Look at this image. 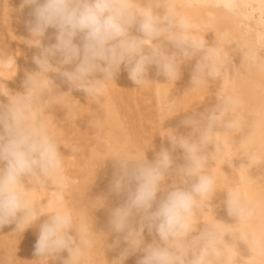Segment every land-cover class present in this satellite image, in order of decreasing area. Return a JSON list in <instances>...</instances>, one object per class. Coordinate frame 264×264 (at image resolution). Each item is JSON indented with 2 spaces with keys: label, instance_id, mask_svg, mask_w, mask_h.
<instances>
[{
  "label": "clouds",
  "instance_id": "obj_1",
  "mask_svg": "<svg viewBox=\"0 0 264 264\" xmlns=\"http://www.w3.org/2000/svg\"><path fill=\"white\" fill-rule=\"evenodd\" d=\"M25 6L32 9L26 27L29 40L35 39L39 50L33 56L38 70L26 76L22 93L0 104V228L15 224V231H25L43 216L21 190L24 178L41 183L62 170L60 147L32 116L37 94L45 89L43 77L55 84L49 75L55 74L70 92L94 96L107 79H115L122 66L136 86L146 82L153 65L167 79L176 78L177 52L167 51L161 41L185 59L202 48L195 39L178 34L188 28L186 19L160 16L147 7L133 11L131 0H22L21 8ZM49 28L55 29V42L44 44ZM145 40L152 41L153 47L146 48ZM218 56V51L206 52L197 60L192 83L220 75ZM230 104L218 101L203 113L182 119L181 124L198 139L177 133L166 137L169 147H162L151 161L114 160L110 191L124 196V201L110 210L109 226L115 245L121 241L127 245L119 258L125 261L138 252L136 264H212V258L219 257L221 230L216 225L197 230L193 217L215 184L202 171L207 161L204 147L218 128L233 127L231 120L223 118ZM177 149L183 153V164L174 162L172 153ZM172 175L180 181L162 188ZM224 205L238 223L252 215L238 191L227 193ZM145 231L152 236L150 243L145 241ZM88 243L86 229L81 228L77 236L69 211H54L39 226L34 255L56 257L66 251L63 264H78L81 246Z\"/></svg>",
  "mask_w": 264,
  "mask_h": 264
},
{
  "label": "rangeland",
  "instance_id": "obj_2",
  "mask_svg": "<svg viewBox=\"0 0 264 264\" xmlns=\"http://www.w3.org/2000/svg\"><path fill=\"white\" fill-rule=\"evenodd\" d=\"M137 1L139 2V4L145 7H153L152 3L149 0H131V2H137ZM178 1L179 3L183 2V0H178ZM189 2L191 3L192 0ZM22 12L28 14L30 12V7L25 6L21 8L20 0H0V62H1L0 63V104L3 103L7 104L11 99L12 100L14 99L13 97H15V94L22 93L24 91L23 82L26 79V76L30 75V73L32 72L31 66L33 64L32 63L33 55L29 50L30 43L32 44L31 48L32 50H34L35 55H37L39 51L36 47H34L36 43L35 39H32L29 42L30 34L29 32H27V29L23 24ZM154 13L157 14L156 11H154ZM194 15L195 14L191 13L187 18L186 16L188 15H186L184 19H186L187 22L191 23L192 25L196 23V25L199 26L201 20L203 21V23H207V20L209 21V19L213 18V17L209 18L210 17L209 16L208 17L209 19H206L207 17L205 15H202L201 13L193 17ZM213 19H214L213 21L215 22H214V26H211L210 31L212 30L217 31V32L215 31L214 33L217 42L215 46L218 48L219 52L222 53V56L219 58L218 61H216L218 67L220 68V75L205 76L203 79L205 81L206 79H210L212 81L219 82L228 75V67L227 64L225 63V61L227 60V52H229V54L230 52L232 53L230 49V43H235L234 42L235 38L239 39L238 36L239 32L235 30L234 26H231V24H230V28L229 29L227 28L226 24H228L229 21L227 22L228 19H226L225 17L220 19V22L217 21L218 20L217 17L216 20L215 18ZM215 24L216 25L218 24L217 25L218 27L215 26ZM196 25L193 26L196 27ZM212 27H217L218 29L217 28L212 29ZM194 28L192 27V30H190L191 29L190 28L188 29V31L186 29V31L190 32L193 38H195L196 40L198 36L197 34L198 31H195L196 28L195 29ZM226 30H228L229 32H227ZM183 32L185 33V31ZM182 33L178 32L179 35L180 34L182 35ZM190 33H188L187 35L191 37ZM229 33H231L230 34L231 37L228 35ZM54 34H55V29L49 28L42 42L44 44L54 43L55 42ZM244 36H245V41L250 40L252 42V39L248 34V32L244 34ZM77 42L79 41L77 40ZM152 44L153 42L150 41L149 43L146 44L145 47L151 48ZM163 44L166 45L167 43L163 42ZM251 45L253 46V43ZM251 45L244 46L245 53L252 52V50L250 52V48L252 47ZM167 46H170V44L166 45V50H169L170 48L171 50L176 49L175 47L172 49L173 46L171 47H167ZM234 46L235 45H233L232 47L233 50H235L234 52L236 55L237 48H235ZM171 50L169 51L171 52ZM224 52H226V54H224ZM244 56L247 57L246 55ZM194 61H196V57H192L191 59H185L179 56L178 54V69L180 70L179 73L180 74L183 73L186 75L185 79H183V82L190 85L191 89L195 93H198L197 85H196L198 81L192 83V73H191L192 69L189 67L190 64L194 63ZM9 62H12L11 65H9ZM151 74L150 76H148L146 82L147 85H149L148 87H150L149 88L150 90H148L147 87V89L144 90L145 92L141 95L143 89H141L139 86H138L139 88H137L136 85L132 87L133 88L132 91L136 92L135 93L136 96L142 98L146 97V99L145 98L142 99L144 103L141 100L142 103L140 104L141 106L138 107V109L141 110L142 112L141 115H144L146 121L148 120L147 122L149 124L151 123L154 124V125L152 124L153 126L152 125L147 126L148 123L146 121L143 123V127H144L143 130H145L144 132L148 135V140H152L154 138L158 139L156 136L159 137V135L154 136L153 134H151L152 132L151 130H153V132L158 130V126H159L158 122L160 121L161 110L163 111V113L165 111L168 114V117L166 119V123H167L166 136L163 139L160 138L161 140L159 139L151 143V145H149V148L146 147L144 148V151L149 161L155 158L156 153H158L162 147L164 148L169 147V141L166 137L173 136L175 130V121L177 119V116L179 118H183L185 116L182 114L180 116L178 115L179 108L185 112V106L183 105V103L181 104L178 103L177 108H174V105L171 102L174 98L173 94H174V87L177 82L176 79L175 78L167 79L165 76H163L162 78L163 87L160 90V95L163 101L159 105L157 104V95L156 93H154L156 91L153 84V80L151 79ZM49 75L51 78L54 79L55 84L49 83L48 82L49 79H47L48 78L47 76L44 77V78L47 77L46 82L48 84L46 86L48 87L45 86L42 95L37 94L38 98L34 102L36 104V107L34 108L32 116L34 120L40 121L44 124L46 131L54 139L56 144L60 147L61 153H63L62 160L63 159L64 160L62 161V170L59 174L55 175V177L59 176L58 178L59 183L61 178L63 185L59 184L58 186L57 184L56 187L58 186L59 188L57 187L55 191L56 187L52 183L53 177L43 179L41 183L35 182L37 195L38 193L40 194L38 195L39 198L37 199L38 200L40 199L39 201L42 204V206H45L47 199L50 198L49 196L51 195L52 190L54 188L55 191L54 193H56L55 195H59L61 201L63 202L60 203L58 201V203H60L58 204L59 207L60 206H62V208L64 207L63 210L69 211L71 214L73 212L72 215L74 220L73 226L77 236H79L80 234L78 233L79 232L78 230L88 225L87 227H84V229H86V239L88 240L89 243L87 245H82L81 247H83L82 253L85 255L87 252L86 250H88L87 257L91 259L89 264L92 263V260L94 261V263L92 264H103L102 260L103 259L105 260V258L113 259V264H136L137 260L140 258L141 255L138 252L130 255L125 261L123 260V258H119L120 251L123 248H125L127 245L123 241H121V243L118 246L115 245L114 243L115 234H112L113 240L112 242L108 241L109 243H105L104 240L102 242L101 239L99 240V238L96 237L99 236L100 234L99 227L103 228L107 223L106 220L109 221L108 218L110 216V210L114 208V206H118L116 204L120 203L119 201H121L122 203L124 201L123 199L124 196L121 195L122 197L121 198L120 196H117L110 191L109 180L112 179V176L110 179H108L109 176L108 178L100 177L101 176L100 174L104 171L106 167L107 159L106 160L101 159L99 158L98 155H96V152L101 153L106 151L107 152L106 155L108 156L109 153L111 152V148H109L110 149L109 150L108 148L105 147V145L108 144L106 140L108 139L110 134L115 133L116 135H120V131H121L118 130L119 128H117L116 126V122H117L116 120L118 119L116 108H111L108 111L107 109L106 110L100 109V107L101 106L103 107L107 101V98L105 97H107L113 90V86L111 84L113 83L112 81L113 79L111 78L107 79L103 83V85L101 86L100 90L96 95L86 96V94H84L81 91L73 90L70 92L69 90H65L64 92V90L62 89L59 90V88L62 85H64L65 82H63L55 74H49ZM235 80L236 81L234 80L230 81L229 84L226 85L225 87L222 85V83H218L212 89V92L215 94L219 93L220 91L222 93L221 95H218L219 97H217L216 100H214L215 98L212 99L211 102L215 101L214 104H216L218 101H223V100H228L231 102L230 110L224 114L223 118L226 120H231L233 122V127L232 128L221 127L218 128L213 133L211 143L208 146L209 149L208 154L210 153L209 154L210 157H207L206 164L202 171L205 174L211 175L215 180V184L212 192H210L207 195V197H205L200 202L199 206L194 212L195 214L193 217V224L197 230H200L203 227L211 226V225H216L221 230L222 234L219 238V243L217 245L219 249V257H213L212 264H228L227 262L228 255L231 254L229 251L232 252L233 250L232 241L230 243L229 240L230 236L228 238L229 234L225 232V228H228L229 226L232 227V231L236 237L235 239L238 246V250L236 253V260L234 264L242 263V259H241L242 247L250 240V235H251L250 230L252 228L251 226L257 224V221L255 220H257V217L260 214V208L262 207L261 196L264 194V140H262V136L257 133L254 132L248 133L249 125L245 124L242 126V95H238L237 92L238 91L237 85L240 81L239 73L236 75ZM56 87L58 89H56ZM149 91L150 93H148ZM202 91L203 90H201V92ZM125 93L126 92H121V95L124 96L122 97V99H124L122 102L124 104H127V102L128 103L130 102L129 101L130 96L128 93L126 94ZM168 96L171 97L168 98ZM86 98H90V101L87 102L85 100ZM147 99H150L149 104L147 103L149 100L145 101ZM200 99L203 102L208 101L206 94H202ZM192 101L196 105L199 104L198 97H194ZM145 103L149 107L146 106ZM150 103L152 104V106H150ZM233 107H236V109L238 110L237 116L241 119L237 118L235 121H233L234 114L231 112V109ZM149 109L152 113L149 111ZM121 113L122 115H124V120L128 121L126 115L123 114V112ZM196 113L198 112L196 111ZM196 113H190L189 115ZM148 117L150 119H147ZM179 131L180 134L189 135L192 136L193 138L198 139V136H196V134L193 135V133H191L190 130L184 127L183 125L180 127ZM218 131H220L221 133L220 142L216 141V132ZM247 133L250 137L247 135ZM149 136L152 138H150ZM242 141H244L245 145L242 144ZM66 146L69 148H67ZM91 149H93L92 151L95 152V154L91 152ZM228 151L232 152L235 155H238L239 157V159H236L237 160L236 165L242 170L243 178H244L243 185H242V173L238 172L237 167L234 165L232 159H229L228 157L225 156L226 152ZM174 155H175L174 157L175 164L179 165L184 163L183 153L181 150L177 149L174 152ZM138 160H143V159H138ZM86 163L88 164L87 169L85 168ZM97 176L101 178L100 180L98 179V181H97L98 178ZM30 178L31 177L24 178L21 184L22 185L21 189L23 191L26 190ZM103 178L106 179L107 182H109L108 183L109 186H107L106 184L107 182ZM180 179H181L180 177L175 175L168 176V178L166 177V179L163 181L162 188H167L170 182L178 183ZM103 181H105L104 183L106 184V186L103 183ZM92 182H95L93 184H96L97 187L96 185L88 184ZM100 184L104 185V187L106 188L105 190L107 192L105 190H104L105 192L102 191L104 187L99 188ZM91 186L92 187L94 186L96 188L94 187L92 188ZM245 190L247 191L249 196H251L248 205L252 209V215L248 218L249 221L245 224L243 223L242 225V222L239 223L236 222V219L234 217H230L227 214L224 201L227 197V193L233 191H238L242 199V191ZM85 192H87V194ZM102 192L104 193L103 195L104 197L101 196L103 194ZM93 194H97V195L93 196ZM107 195L108 197L112 196L111 197L112 199L108 198ZM101 197L102 199H100ZM106 198L108 201L106 200ZM113 198H115V201ZM119 198L121 199L118 201ZM96 199L98 200L96 201ZM103 199H104L103 201L104 205L108 204L107 206H104L103 203L101 204ZM73 201L76 202L74 203ZM98 201H100L99 204L97 203ZM73 207L76 208L72 209ZM70 209L72 211H70ZM102 210L104 211V213L102 212L101 214ZM106 211H108L109 213ZM88 217L90 218V220L93 219L95 221L98 220L99 222L98 221L97 222L99 225L95 221H93L95 222L94 224L92 222L90 223V220L89 222L88 220H86L85 222V219H89ZM77 223L79 224V226H77L78 225ZM32 226H34V228L33 227L31 228L30 226L25 231L23 230L15 231V224L6 225L2 228L3 230H1L0 228V233H1L0 236H2L0 238V246H2V248L0 247L1 248L0 255L1 258L3 257L2 264H63V260L67 258V254H68L66 251L61 252L56 257L55 256L37 257L36 255H34V245L38 237L39 227H36L35 225ZM33 229L34 230L36 229V231H34ZM144 235H145V241L150 243L152 241L151 240L152 236H150L147 233V231H145ZM98 242L100 243V245ZM8 243H10V245ZM102 243L106 245L107 251L105 249H104L105 251L100 250V248H102L103 245ZM3 246L5 247L3 248ZM9 246H11L10 249ZM86 246L88 247L87 249ZM98 246L100 247L98 248ZM96 251H98L100 255ZM100 251L102 252V254ZM83 254L82 256L86 257ZM259 255H256V259L260 258ZM89 258L88 261L90 260ZM85 259H84V264H88V261ZM78 262H79L78 264H83L81 263L83 262V260Z\"/></svg>",
  "mask_w": 264,
  "mask_h": 264
},
{
  "label": "bare ground",
  "instance_id": "obj_3",
  "mask_svg": "<svg viewBox=\"0 0 264 264\" xmlns=\"http://www.w3.org/2000/svg\"><path fill=\"white\" fill-rule=\"evenodd\" d=\"M149 1L152 3L153 7H147V8H150L153 12L156 11L157 14H159L160 16H168V17H172L175 19H179V18H185V16L188 15V16H186V18H187V17H189V14H191V13L195 14V15H198L199 13H201L202 15H205L207 17L206 19L213 17L216 20V17H217L218 22H220V19L225 17L226 19H228L227 22L228 21L230 22V23L228 22V24H226L227 28L229 29L230 24H231V26H234V29L239 32L238 33L239 39L235 38V40H234L235 43H230V49H231L233 54L231 52H230V54H229V52H227V60L225 61V63L227 64V67H228V75L224 79H222L219 82L212 81L210 79H206V81L204 79L199 80L198 83H196L198 93H195L191 89L190 85L183 82V79H185V77H186L185 74L179 73L178 76L175 78L177 82H176L175 87H174V94H173L174 98L171 102L173 103L174 108H177L178 103H180V104L183 103V105L185 106V112L179 108L178 109V115L180 116L182 114V115L188 116L190 113H196V111L198 113H203L205 110H207L212 105H214L215 101L211 102V100L214 98H215L214 100H216L217 97H219L218 95H221V93H222L221 91L217 94L212 92V89L216 86V84L222 83V85L225 87L226 85L229 84L230 81H233V80L236 81L235 77L239 73L240 74V81L237 85V90H238L237 92H238V95H242V126L245 124L249 125L248 133H250V132L257 133V134L261 135L262 140H264V0H192L191 3L189 2L191 0H185V1L183 0V2H181V3H179L178 0H177L178 3L176 0H149ZM20 3H22V0H20ZM131 3H132V10L133 11H137V10H140L142 8H145V6L139 4L138 1L137 2H131ZM31 10L32 9L30 7V12H31ZM30 12L28 14L22 12L23 24H24L26 29H27L26 21L31 19ZM195 15L193 17H195ZM201 18H202V16H201ZM213 18L209 19V21L207 20V23H203V21L201 20V23H199V26L196 25V23H194L193 25H196V27L193 26L191 23H188L187 31H188V29L191 28L190 30H192V27L193 28L195 27L196 28V29L194 28L195 31H198V33H197L198 36H197L196 41L198 44H202L201 50L197 51L196 56H194V57H196V61H194V63L190 64V66H189L192 69V71H191L192 75H193V69H194V66H195L197 60L200 59L201 56H203L206 52L212 53L214 51H218L219 56L216 58V61H218L219 58L222 56V53H220L218 48L215 46L217 44L216 37L214 36L215 35L214 33L216 30H212L214 32L210 31L211 26H214V22H215V21H213L214 20ZM189 19H192V18H189ZM206 19H204V20H206ZM217 25L215 24V26H217ZM219 25H222V24H219ZM217 27H212V29L213 28L216 29ZM187 31L185 30V33L183 32L182 35L185 34L184 37H186L190 40L193 38V36L191 35L190 32H187ZM226 31L229 32L228 30H226ZM27 32H28V30H27ZM247 32L250 35L252 42L250 40L245 41L244 34H246ZM188 33H190L191 37L189 35H187ZM230 34L231 33H229L228 35L231 37ZM193 39H195V38H193ZM29 42H30V40H29ZM149 42L150 41L145 40L144 45L146 46V44ZM163 42H161V44L166 49V45H169V44L165 45V44H163ZM164 43H166V42H164ZM252 43H253V46L251 45ZM31 45L32 44L30 43L29 50L32 53V55L34 56L35 52H34V50H32ZM233 45H235L234 47L237 48L236 55L234 52L235 50H233V47H232ZM245 45H249V46L251 45L252 46L250 48V52L252 50L251 53H245L244 52V46ZM171 46L172 45L167 46V47H171ZM151 47H153V44L151 45ZM173 48L174 47H172V49ZM167 49H169V48H167ZM169 50H171V48ZM169 50H167V51H169ZM171 52H177V55H178L177 49L171 50ZM224 54H226V52H224ZM248 54H250V55H248ZM244 55H246L247 57H245ZM11 63L12 62H9V65H11ZM32 63L33 64L31 66V71L35 72L38 70V68L35 65V63L33 62V59H32ZM179 71L180 70L178 69V72ZM150 74H151V79L153 80V84H154L155 91H156V92H154V90H153V92L156 93L157 104L160 105L163 101V99L161 98V95H160V90L163 87L162 78L164 75L162 73H158V70L155 67V65L150 66L148 76H150ZM46 78L43 77V80L45 81V86L48 84L46 82L47 79H49V78H47V79ZM232 78H234V79H232ZM112 81H113V83H111V84L113 86V90L110 93L111 95L109 94L107 97H105V98H107V101L103 107L102 106L100 107V109L101 110L107 109V111H108L111 108H116V112L118 115V119L116 120L117 121L116 126H117V128H119L118 130H121V131H120V135H116L115 133L110 134V136L106 140L108 144L105 145V147L108 149L111 148V152L109 153L108 156L106 155V153H107L106 151L101 152V153L96 152V155H98L99 158L104 159V160L107 159L106 160V167H105L104 171L101 174L100 173L99 174L101 175L100 177H104V178L105 177L108 178V176H109L108 179H110L111 176L113 175L114 160H119V159L124 158V157H127L129 159H133V160L148 159V157L144 151V148L145 147L149 148V145H151V143L159 140L160 138L163 139L166 136V129H167L166 119L168 117L167 112L164 111V113H163V111L161 110L160 121L158 122L159 124L157 123L159 125L158 130H157L158 132L157 131L153 132V130H151L153 132V133L151 132V134H153L154 136L159 135V137L156 136L158 139L154 138L152 140H148V135L144 132L145 130H143V128H144L143 123L146 121V118L144 117V115H141L142 112L140 109H138V107L141 106L140 104L143 101L142 99H144V98L146 99V97L142 98V97L136 96L135 95L136 92L132 91V89H133L132 87L134 86V84L128 80L127 72L124 70L123 66L121 67L120 73ZM178 81L182 83V86H181V83H179ZM146 82H147V80H146ZM146 82L139 86L141 89H143V92L141 93V95L145 92L144 90H146L147 87L149 86V85H147ZM234 86H235V84H234ZM46 87H48V86H46ZM136 87L139 88L138 86H136ZM149 88L150 87H148V90H150ZM56 89H58V88L56 87ZM60 89L64 90V92H65V90H69V85L67 83H65L64 85H62L59 88V90ZM201 90H203V91L201 92ZM121 92H126L129 94V96H130L129 97V101H130L129 103L127 102V104H124L122 102L124 100V99H122V97H124L123 96L124 94L122 93L123 95H121ZM66 93H67V91H66ZM148 93H150V91ZM202 94H206V96L208 98L207 102H203L200 99ZM137 95H140V94H137ZM170 97L171 96H168V98H170ZM194 97L199 98V104L198 105L193 103L192 99ZM147 98H148V96H147ZM152 98H153V96H152ZM85 100L87 102H89L90 98H86ZM145 101H148L147 103L149 104L150 99H147ZM143 103H144V101H143ZM145 104H142V105H145ZM146 106H148V105L146 104ZM150 106H152L151 103H150ZM150 109H149V111H150ZM237 111L238 110L236 109V107H233L231 109V112L234 114L233 121H235L237 118H239L237 116V113H238ZM121 112H123V114L126 115V117L128 118V121L124 120V115H122ZM183 118H179L177 116V119L175 121V130H174L173 136L177 133L180 134L179 130H180V127L182 126L181 121ZM147 119H150V118L148 117ZM151 119H153V118H151ZM239 119H241V118H239ZM152 124L153 123H151V124L148 123L147 126L148 125L151 126ZM153 128H155V127H153ZM156 128H157V126H156ZM116 132H118V131H116ZM248 133H247V135H248ZM151 134H150V136H151ZM212 136H213V134H212ZM212 136H211V140H212ZM150 138H152V137H150ZM216 141L217 142L221 141L220 131L216 132ZM63 144H64V142H63ZM242 144L245 145L244 141H242ZM208 146H209V144L205 145L204 151H205L207 157H210V155H209L210 153L208 154V150H209ZM67 148H69V147H67ZM92 150L93 149H91V152L93 154H95V152H93ZM172 155L174 158L175 157L174 152L172 153ZM225 156L228 157L229 159H232L234 165L237 167L238 172L242 173V170L236 165V163H237L236 159H239L238 155H235L232 152L228 151V152H226ZM87 165L88 164L86 163L85 164L86 169H87ZM0 166H3V165H0ZM102 175H105V176H102ZM97 177H98L97 181H98V179L99 180L101 179V178H99V176H97ZM58 178H59V176L53 177L52 183L55 187L57 184H58V186H59V184L63 185L61 178H60V183H59ZM95 179H96V177H95ZM104 180L107 182L106 179H104ZM97 181H96V183H97ZM105 181H103V183ZM99 182H98V184H99ZM109 182H111V180H109ZM109 182L106 183L107 186H109V184H108ZM93 183H95V182L88 183V184L96 185ZM243 183H244V178H243V173H242V185H243ZM106 184H105V186H106ZM90 185H88V186H90ZM39 187H40V185H39ZM57 187L55 188V191H56ZM96 187H97V185H96ZM96 187H94V188H96ZM101 187H104V185L100 184L99 188H101ZM41 188H43V187H41ZM99 188H97V189H99ZM105 189L106 188L104 187V189H102V191H104ZM38 190H39V188H38ZM25 191L28 193L32 204L43 215L37 222H35L33 224L36 227H39L40 224L43 223V221L45 219H47L48 215H51L54 211H61L64 208V207L62 208V206L59 207L58 204L63 203V202L61 201L59 195H55L56 193H54L55 192L54 188L52 190L51 195L49 196L50 198L47 199L46 205L42 206V204L39 201L40 199L39 200L37 199V198H39L38 195H40V194L38 193V195H37L36 184L32 178L29 179L28 186H27ZM85 193L87 194V192H85ZM97 193H98V191H97ZM108 194H109V192H108ZM95 195H97V194H93V196H95ZM103 195H104V193L101 196H103ZM86 197H88V196H86ZM107 197H108V195H107ZM111 197L112 196H110L108 198L112 199ZM261 197H262V200H261V206L262 207L260 208V214L258 215L257 220H255V221H257V224L256 225L254 224L253 226H251L252 228L250 227L251 228L250 240L242 247V257H241L242 263L241 264H264V194ZM98 198H99V196H98ZM115 198H113L114 201H115ZM121 198H119L118 201ZM250 198H251V196H249V194L247 193L246 190L242 191V200L243 201H245L248 204V202H250ZM100 199H102V197ZM97 200L98 199H96V201ZM106 200H107V198H106ZM58 201L60 203H58ZM103 201H104V199L102 200L101 204L103 203ZM73 202L75 203L76 201H73ZM73 202H72V204H73ZM119 202L122 203L121 201H119ZM97 203L99 204L100 201H98ZM105 203H107V202H105ZM120 203H118L116 205L119 206ZM72 204H71V206H72ZM100 205H98V206H100ZM103 205H104V203H103ZM107 205H104V206H107ZM71 206H70V208H71ZM96 206H97V204H96ZM112 206H114V205H112ZM115 207H117V206H114V208ZM75 208L76 207H73L72 209H75ZM94 208H95V206H94ZM97 209H99V208H97ZM100 210H101V208H100ZM103 210L101 211V214H102V212L104 213ZM70 211H72V210L70 209ZM106 212H108V211H106ZM72 215H73V212H72ZM104 216H106V215H104ZM102 217H103V215H102ZM102 219H104V218H102ZM86 220H88V222H89L90 218L85 219V222H86ZM93 221H95V220L94 219L90 220V223L92 222L94 224L96 222L98 224V222H99L98 220H96L95 222H93ZM248 221H249V219L243 221L242 225H243V223L245 224ZM255 221H254V223H255ZM106 222L107 223L105 224V226L103 228L99 227V229H100L99 230L100 234L98 233L99 236H96V235L95 236L97 238H99V240L101 239L102 242L104 240L105 243H109L108 241L112 242L113 236H112V233L110 232V226L108 224L109 221L106 220ZM86 224H88V223H86ZM97 224H95V225H97ZM77 226H79V224ZM87 226L88 225H86L84 227H87ZM32 227L34 228V226H31V228ZM242 229H243V226H242ZM1 230H3V229L1 228ZM104 230H105V232H104ZM34 231H36V229ZM78 231H79L78 233H80V230H78ZM97 231H98V229H97ZM225 232L227 234H229L228 238L230 236L229 240H230V243L232 241V247H233L232 252L229 251L231 254L228 255V261L227 262H228V264H234L235 260H236V253L238 250L237 242L235 239L236 237L232 231L231 226H229L228 228H225ZM1 237L2 236H0V238ZM8 244L10 245V243H8ZM99 245H100V243H99ZM11 246H9V249L11 248ZM0 247L2 248V246H0ZM4 247L5 246H3V248ZM99 247L100 246H98V248ZM1 248H0V254H1ZM87 248L88 247L86 246V249ZM82 249H83V247H82ZM104 249L106 250L105 244L102 245V248H100V250L105 251ZM86 251L88 252V250H86ZM87 252H86V255L83 254L86 257L82 256V258H80L81 260H83V262H81L83 264H84L85 258H87L85 260L88 261L89 257H87V255H88ZM96 252L98 253V251H96ZM259 253H260V255H259ZM98 254L100 255V253H98ZM101 254H102V252H101ZM103 255H104V252H103ZM113 255H114V253H113ZM256 255H259L260 258L256 259ZM2 256H3V254H2ZM67 256H68V254H67ZM102 257H104V256H102ZM2 258L0 255V264H2ZM80 259H79V261H81ZM109 259H106V258H105V260L103 259L102 263L103 264H113V259H110V260ZM90 261H91V259L88 261V264ZM92 263H94L93 260H92Z\"/></svg>",
  "mask_w": 264,
  "mask_h": 264
}]
</instances>
